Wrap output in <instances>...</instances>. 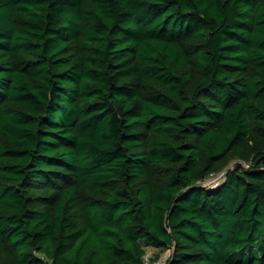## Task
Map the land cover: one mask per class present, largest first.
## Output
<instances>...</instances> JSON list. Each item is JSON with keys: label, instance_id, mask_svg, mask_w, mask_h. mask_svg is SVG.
Instances as JSON below:
<instances>
[{"label": "trees", "instance_id": "trees-1", "mask_svg": "<svg viewBox=\"0 0 264 264\" xmlns=\"http://www.w3.org/2000/svg\"><path fill=\"white\" fill-rule=\"evenodd\" d=\"M149 246L264 264V0H0V264Z\"/></svg>", "mask_w": 264, "mask_h": 264}, {"label": "rangeland", "instance_id": "rangeland-1", "mask_svg": "<svg viewBox=\"0 0 264 264\" xmlns=\"http://www.w3.org/2000/svg\"><path fill=\"white\" fill-rule=\"evenodd\" d=\"M237 161H238L237 159L233 158L232 160H230V162L227 164L226 167H224L223 169H221L218 172L211 173L206 179L201 181V184L205 185V186H211V185H215L216 183L220 182L223 179L224 174L227 171V169L234 167L236 165ZM243 164H244V162H243ZM245 164L247 165V163H245ZM169 253H170V251L168 249L166 254L168 255Z\"/></svg>", "mask_w": 264, "mask_h": 264}, {"label": "built area", "instance_id": "built-area-1", "mask_svg": "<svg viewBox=\"0 0 264 264\" xmlns=\"http://www.w3.org/2000/svg\"><path fill=\"white\" fill-rule=\"evenodd\" d=\"M153 253L150 251H146L144 254L145 264H167L168 255L161 254L159 258L154 259Z\"/></svg>", "mask_w": 264, "mask_h": 264}, {"label": "crops", "instance_id": "crops-1", "mask_svg": "<svg viewBox=\"0 0 264 264\" xmlns=\"http://www.w3.org/2000/svg\"><path fill=\"white\" fill-rule=\"evenodd\" d=\"M148 251H150V252H154L155 251V248L154 247H152V246H149L148 247ZM166 252H167V250L166 251H164V252H161V254H166Z\"/></svg>", "mask_w": 264, "mask_h": 264}]
</instances>
